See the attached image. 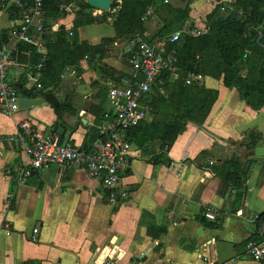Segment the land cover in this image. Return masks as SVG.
I'll return each instance as SVG.
<instances>
[{
	"label": "crops",
	"instance_id": "obj_1",
	"mask_svg": "<svg viewBox=\"0 0 264 264\" xmlns=\"http://www.w3.org/2000/svg\"><path fill=\"white\" fill-rule=\"evenodd\" d=\"M154 1L144 26L147 40L170 22L175 10L188 14L176 32L207 31L237 0H180L184 6L177 0ZM218 4L221 10L210 19ZM120 5L113 0L110 15L93 9L97 22L78 28L80 41L103 44L105 54L95 62L83 60L79 69L65 70L52 93L56 106L66 107L62 119L45 96L21 94L41 103L12 116L0 113V136L14 134L21 122L30 121L44 134L62 129V141L76 147L89 143L101 121L91 110L111 111L107 83L133 75L126 54L129 42H104L116 38L112 24ZM11 9L0 10L3 44L21 21ZM76 13L43 23L54 32L70 30ZM20 64L10 71L13 86L24 79L25 64ZM199 81L219 93L206 121H188L173 144L164 145L156 137L142 150L132 141L138 153L123 181L130 192L124 203L111 204L101 182L84 170L51 166L18 183L11 169L26 159L16 146L5 144L0 150V264H92L100 263L101 256L113 264H264L245 252L246 243L262 235L255 217L264 213V107L253 109L222 81ZM154 103L150 120L141 125L155 128L158 135L156 123L162 118ZM231 160L249 170L243 195L218 174ZM207 210L218 216L216 221L205 217ZM34 229H39L38 243L30 240Z\"/></svg>",
	"mask_w": 264,
	"mask_h": 264
},
{
	"label": "trees",
	"instance_id": "obj_2",
	"mask_svg": "<svg viewBox=\"0 0 264 264\" xmlns=\"http://www.w3.org/2000/svg\"><path fill=\"white\" fill-rule=\"evenodd\" d=\"M29 2L30 0H24ZM121 1L113 27L116 32L115 39H107V44L115 43L121 38L128 42L137 37H144L146 33L145 22L142 20L145 13L154 5V0H115ZM221 1V0H218ZM79 10L77 20L70 30L60 28L54 32L49 25L44 26V40L47 50L46 61L43 68L41 84L42 96L53 93L62 83V77L67 68H77L83 60H101L104 57L103 44L93 46L80 41L78 28L97 22L93 16V8L87 0H74ZM44 19L56 21L68 14L58 8V0H43ZM116 6L114 5L113 8ZM13 12L21 13L17 9ZM221 10L218 4L210 19ZM171 12V11H170ZM14 13V14H16ZM176 15L162 28L155 38L167 37L182 29L184 19L188 16L184 11H173ZM225 18L213 20L205 32H182V39L168 49L177 51L178 69L181 79L168 83L163 93L154 94V112L160 115L162 122L158 121L156 129L149 126H138L130 135L132 141L142 150L147 142L159 137L164 145L173 144L178 135L184 130L188 121L203 124L209 116L212 107L217 102L219 93L208 89L200 81L186 85L184 79L192 73L203 78L222 81L226 88H237L240 97L253 109L264 107V0H237L233 10L225 14ZM18 16V15H17ZM106 19V17H103ZM262 35L260 42L257 38ZM6 38L4 39V42ZM3 44L0 43V46ZM20 56L17 61L22 64L35 65L40 55L29 45H20ZM22 96L33 95L32 92L21 88ZM186 109V110H185ZM58 120L62 119L65 105L54 107ZM97 119L103 112L94 107L91 110ZM155 130V131H154ZM62 137V136H61ZM97 138V130L93 133L88 147ZM63 139V137H62ZM249 170L244 171L237 160L226 161L218 174L233 190L241 191L244 188ZM243 195V192L241 191ZM258 230L264 225V213L257 216ZM264 239L259 235L256 240ZM250 241V240H249Z\"/></svg>",
	"mask_w": 264,
	"mask_h": 264
},
{
	"label": "built area",
	"instance_id": "obj_3",
	"mask_svg": "<svg viewBox=\"0 0 264 264\" xmlns=\"http://www.w3.org/2000/svg\"><path fill=\"white\" fill-rule=\"evenodd\" d=\"M58 3L59 10L68 15L79 10L74 0H58ZM11 8L21 12V21L11 30L9 41L0 46V113L6 116L20 111L19 100L22 97L19 85L33 95H42L41 78L47 55L43 36V0H0V10ZM151 16L152 10L148 9L142 20L146 23ZM181 39L182 32H175L167 37L153 40L137 37L129 42L126 54L133 75L107 83L111 111L101 115V121L96 127L97 138L88 147L79 148L71 141L64 142L55 131L41 133L30 121L21 122L14 134L0 136V150L5 144L16 146L25 156L24 163L11 169L15 181L21 183L31 178L35 172L51 166H57L61 170H84L91 179L101 182L111 204L126 202L130 192L124 187L123 181L130 173L132 162L138 153L134 150L130 135L138 126L150 120L155 92L163 93L168 83L181 79L177 51L168 49L169 45H175ZM261 39L260 34L257 41L260 42ZM22 44L33 47L40 55V60L35 65H23L24 79L13 86L9 75L14 66L21 65L17 59L21 54L19 46ZM261 47L264 48L263 45ZM199 80L201 76L192 73L184 79L186 85ZM205 217L216 221L218 216L207 210ZM261 231L264 235V225ZM38 234L39 229H34L30 240L38 243ZM245 252L251 260L264 262V239L248 241ZM101 260L100 263L92 264H113L108 257L102 259L101 256Z\"/></svg>",
	"mask_w": 264,
	"mask_h": 264
},
{
	"label": "water",
	"instance_id": "obj_4",
	"mask_svg": "<svg viewBox=\"0 0 264 264\" xmlns=\"http://www.w3.org/2000/svg\"><path fill=\"white\" fill-rule=\"evenodd\" d=\"M113 0H87V3L93 8L100 10L102 12H109L111 10ZM45 25V23H43ZM45 100L52 106H56L58 104V100L55 95L52 93H48L45 95ZM41 103V100H28V99H20L19 107L20 110L28 109L33 106H36ZM62 129H58V133H60Z\"/></svg>",
	"mask_w": 264,
	"mask_h": 264
},
{
	"label": "rangeland",
	"instance_id": "obj_5",
	"mask_svg": "<svg viewBox=\"0 0 264 264\" xmlns=\"http://www.w3.org/2000/svg\"><path fill=\"white\" fill-rule=\"evenodd\" d=\"M186 1V0H185ZM176 3L179 5V6H184L183 5V3H181V1L180 0H177L176 1ZM230 5V3L228 4V6ZM107 14L106 15H110L109 13L110 12H106ZM4 15V14H3ZM106 17V16H105ZM202 29H205V28H202ZM205 31V30H204ZM204 31H202V32H204ZM201 32V31H200ZM199 32V33H200ZM194 34H198L197 32H193ZM203 84H205V83H203ZM208 85H210L211 86V82H208ZM237 91H238V89L237 88H235ZM186 110V109H185Z\"/></svg>",
	"mask_w": 264,
	"mask_h": 264
}]
</instances>
